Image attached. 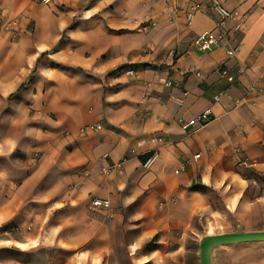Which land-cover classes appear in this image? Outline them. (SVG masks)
Returning a JSON list of instances; mask_svg holds the SVG:
<instances>
[{"label":"crops","instance_id":"crops-1","mask_svg":"<svg viewBox=\"0 0 264 264\" xmlns=\"http://www.w3.org/2000/svg\"><path fill=\"white\" fill-rule=\"evenodd\" d=\"M196 1L0 0V228L19 229L0 234V264L103 257L118 230L137 255L222 212L264 225V0H219L243 15L240 30L227 23L235 57L190 50L215 20L188 24ZM207 108L202 126L179 121ZM89 124L102 127L81 134ZM121 160V173L102 172ZM93 197L111 216L88 209ZM239 245L216 249V264H264V247Z\"/></svg>","mask_w":264,"mask_h":264},{"label":"rangeland","instance_id":"rangeland-1","mask_svg":"<svg viewBox=\"0 0 264 264\" xmlns=\"http://www.w3.org/2000/svg\"><path fill=\"white\" fill-rule=\"evenodd\" d=\"M239 224L232 215L226 212L220 215L209 216L203 215L194 218L188 228L185 230H177L170 235L165 242L159 241V235L145 241L138 250V254L131 256L130 252H134V247L127 245L129 234L127 232H117L115 240L112 241L110 247L103 252L104 256H95L94 251H90L91 257L85 250L77 251L76 264H199L198 262V240L204 234H214L233 231L235 226ZM245 230H256L264 228V225L242 226ZM246 245H259L264 247V242L256 244L242 243L239 247ZM181 247L175 254L174 250ZM8 253L0 251V258L7 256ZM144 263H140L145 261Z\"/></svg>","mask_w":264,"mask_h":264},{"label":"built area","instance_id":"built-area-1","mask_svg":"<svg viewBox=\"0 0 264 264\" xmlns=\"http://www.w3.org/2000/svg\"><path fill=\"white\" fill-rule=\"evenodd\" d=\"M43 3H47L50 0H39ZM242 2L248 1V0H241ZM172 9L170 10V12ZM197 12H203V13H214L215 14V20H214V27L211 30H205L199 33L194 40L190 43L189 48L190 50H194L197 52H209L215 48H224L226 55L229 57H235L237 53L236 45L234 44V40L232 39V36L227 30V23L230 19L236 18V23L234 25V28L236 30H240L242 26V18L243 15L237 13L235 10H229L225 8L219 0H198L194 2L188 9V11L185 14V19L187 23L189 24ZM145 28V27H144ZM126 74L128 75H135L137 74V67H130L126 69ZM245 72L244 67H239L237 70L238 74H242ZM221 76L225 77L227 81L233 82L234 75L229 74L227 70L223 69L221 71ZM262 80H264V75H262ZM166 86H170L172 83L170 80H164L163 81ZM255 86H250L246 92H254ZM224 95L222 93L216 94L213 96V101L218 102L221 98V96ZM227 96V95H226ZM228 98H230L233 101V107L238 108L241 107L245 101L243 98L240 99H233L230 95H228ZM253 104V103H252ZM212 113L210 108L205 109L201 113L195 115L190 120H184L179 119L183 127H188L190 125L198 124L199 126L204 125L209 119H211ZM100 124H89L84 125L80 127L79 132L81 134H86L88 132H96L101 129ZM238 149L235 148L234 152H237ZM34 158L37 157V152H34ZM107 154H104L102 157L105 159L107 158ZM199 155H195V157H198ZM156 158V154L152 155L151 157L147 158L144 162L143 166L144 168H149L153 164L154 160ZM123 160L105 166L102 168V172L104 174L110 173L114 169H118V171L121 173L122 170L119 169V165ZM240 164L247 165L246 159H242ZM86 174V173H84ZM88 209L91 212H101L106 217L111 216V203L108 199H103L99 197H93L90 199V202L88 204ZM19 229L17 227H2L0 228V234H8L9 232H16Z\"/></svg>","mask_w":264,"mask_h":264},{"label":"water","instance_id":"water-1","mask_svg":"<svg viewBox=\"0 0 264 264\" xmlns=\"http://www.w3.org/2000/svg\"><path fill=\"white\" fill-rule=\"evenodd\" d=\"M264 242V228L245 230L240 224L233 231L204 234L198 240L199 264H216L214 251L216 249L242 243Z\"/></svg>","mask_w":264,"mask_h":264}]
</instances>
